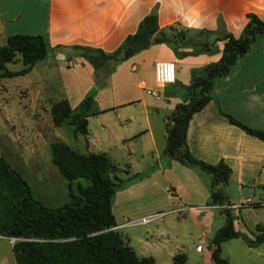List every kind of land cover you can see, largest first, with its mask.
I'll return each mask as SVG.
<instances>
[{
    "label": "crops",
    "instance_id": "crops-1",
    "mask_svg": "<svg viewBox=\"0 0 264 264\" xmlns=\"http://www.w3.org/2000/svg\"><path fill=\"white\" fill-rule=\"evenodd\" d=\"M155 7L160 31L170 34L169 27L178 25L187 32H214L220 17L225 24V32L239 38L247 23V14H255L264 21V0H0V31L7 38L16 34L43 37L48 48L45 59L51 56L65 64L66 96L63 99L69 102L70 107L72 98L84 100L90 97L91 107L95 103L100 104V101H109L119 77L123 75L129 77L128 84L134 85L135 82V86L145 92L147 89L153 90L155 64L173 62L176 65L175 83L160 90L158 98L152 100L153 96L145 95L136 102L107 104L94 110L90 108L86 114L87 135H82L85 137L86 152L82 154L103 153L113 160V157L101 150L104 141L112 144L108 140L102 141L101 133L107 128L114 142L127 148L128 157L133 155V140L148 138L147 144L156 153L154 167L157 168H152L144 178L133 180L118 190L111 204V212L117 204L124 205L130 197L136 195L134 188L139 181L145 182L159 173L168 177V183L173 189L167 192L172 196L171 200L183 205L182 209L187 210L194 224L204 231L202 239H199L200 244H209L211 239L205 238L211 234L216 218L221 217L218 210L210 206L211 178L198 168L183 165L165 152L161 155L156 151L151 117L158 116L156 109L172 114L175 107L186 100L192 75L199 74L201 69L220 59L223 42H217L212 52L178 59H172L169 46L151 45L127 61L105 63L98 72L72 49L74 46H84L106 53L115 51L126 37L137 31L139 23ZM187 51L192 52L190 48ZM212 96V100L194 114L188 123L185 137L188 151L195 159L207 164L215 165L219 161L227 164L231 169L229 182L236 186L238 192L264 195L261 189L264 185V142L246 134L220 114L264 133V39H257L231 73L216 81ZM135 103L142 104L143 118L138 128L128 132L131 123L125 124L126 116L122 117L120 112L124 106ZM151 107L152 112L149 111ZM110 113L115 114L111 124L104 119ZM129 119L136 121L132 116ZM92 120L102 122L100 130L94 133L90 130ZM161 133L166 139V130ZM94 149L102 152H94ZM163 156L168 160L163 159ZM131 173L132 177L141 174ZM256 203L259 204L248 197L239 202L241 205ZM260 203H264V199ZM160 214L157 212L150 219ZM9 244L12 249L14 241L10 240ZM175 251L178 252L169 254L171 262L175 255L183 254L187 264L189 259L184 248L176 246ZM196 252H203V255L200 263L195 264H213L208 248L203 250L198 245Z\"/></svg>",
    "mask_w": 264,
    "mask_h": 264
},
{
    "label": "trees",
    "instance_id": "trees-1",
    "mask_svg": "<svg viewBox=\"0 0 264 264\" xmlns=\"http://www.w3.org/2000/svg\"><path fill=\"white\" fill-rule=\"evenodd\" d=\"M247 23L239 38L225 32V24L219 17L217 30H202L198 33L216 36L212 44L189 41L186 48L192 52L180 56L212 52L217 42H223L220 59L193 74L187 88V98L178 104L166 123L165 154L181 164L195 167L211 178V203L221 216L224 224L211 239L208 249L213 264H230L221 257V244L240 238L249 248L264 244V227L256 226L254 239H249L234 230L226 188L231 169L223 161L215 165L195 159L186 145V131L192 116L201 111L213 98L217 80L227 77L239 59L249 53L257 39H264V21L255 14L246 15ZM171 35L160 31L157 24V8H153L139 23L137 31L125 38L113 52L74 46L76 55L89 63L98 72L105 63L118 64L147 50L151 45H175ZM48 48L42 36L13 35L0 47V71L2 78L29 74L36 64L43 61ZM23 68L16 72L6 69L7 64L16 62L17 56ZM92 99L86 97L80 112L74 114L66 99L56 101L50 108L55 127L64 122L73 127L75 135H87L86 114ZM232 125L246 134L264 142V133L252 130L235 119L220 112ZM51 162L61 176L69 182L70 201L53 209L34 200L31 189L21 175L12 168L5 158L0 157V238L13 239L12 252L15 264H157L152 257H138L115 231L116 222L111 204L125 181L115 175L117 170L112 161L103 153L82 154L63 142L50 145ZM86 181L87 185L76 184V193L71 183ZM264 190V185L261 187ZM264 207V203L253 204ZM173 264H186L183 254L175 255Z\"/></svg>",
    "mask_w": 264,
    "mask_h": 264
},
{
    "label": "rangeland",
    "instance_id": "rangeland-1",
    "mask_svg": "<svg viewBox=\"0 0 264 264\" xmlns=\"http://www.w3.org/2000/svg\"><path fill=\"white\" fill-rule=\"evenodd\" d=\"M1 34L0 31V47L5 45L7 39ZM172 35L175 37V45L170 47L173 54L172 59H178L181 55L190 53L186 48L189 41L212 44L216 38L214 34L200 35L198 32H187L179 25L173 26ZM64 65L48 56L47 59L36 64L33 70L25 76L2 78V71H0V157L5 158L25 180L34 200L53 209L70 201V190L69 182L61 176L51 162L50 145L59 141L80 153L86 152L85 137L80 134L75 135L69 122L66 121L61 126L55 127L51 120V106L66 96L65 78L67 74L63 68ZM22 68L19 55L16 62L6 65V69L11 72ZM134 75L136 74H132ZM128 81L127 75L119 77L109 101L95 103L91 107L92 110L107 104L136 102L142 96L147 95L145 91L135 86L134 81V85L128 84ZM152 98L154 100V97ZM82 102L83 99L72 98L70 100L74 114L80 112ZM156 110L158 116L151 117V124L155 131L156 151L162 155L167 144L161 132L166 130L167 120L172 114L166 110ZM142 111V104L138 103L122 108L120 115L126 116L125 124L131 123L127 128L128 132L140 126L143 118ZM149 111H153L152 107ZM129 116L136 121H130ZM104 119L112 123L115 120V114H107ZM101 124L100 120H92L90 122L92 133L100 130ZM101 134L102 141L112 142L110 145L104 141L105 144L102 143L101 150L113 157L112 162L117 168L115 175L125 181L124 186L133 180L144 178L149 174L148 171L151 172L152 168H157L154 167L156 153L147 144L148 138L133 140V155L128 157L127 148L114 142L109 128ZM94 152L102 151L94 149ZM163 159L168 160L165 156ZM127 171L130 173L127 174ZM131 172H141V174L132 177ZM131 177L132 179H129ZM165 177L158 173L145 182L139 181L134 188L136 195L130 197L124 205L121 203L118 206L117 204L116 208L112 209L118 226L114 230L138 257H152L157 264H172L169 254L178 252L175 251V247L178 246L183 247L187 252L189 259L187 264L200 263L203 252H196V246L201 245L203 250L209 246V244L199 242L204 231L202 232V229L194 224L187 210L182 209L183 205L171 200L172 196L167 192L173 189L168 183V177ZM77 183L87 185L84 180L72 182L71 190L74 193H76ZM235 187L229 182L226 188L234 230L249 239H254L255 227L258 225L264 227V207H254L253 204L241 205L239 202L244 197H248L252 202L260 204L264 195H245L238 192ZM157 212L161 213L160 216L149 219L146 224L137 223L142 218H151ZM223 224L224 216L217 217L211 234L205 239H212ZM9 243V239L0 238V264H15ZM220 248L221 257L230 264H264V244L257 248H249L240 238H236L225 241Z\"/></svg>",
    "mask_w": 264,
    "mask_h": 264
},
{
    "label": "built area",
    "instance_id": "built-area-1",
    "mask_svg": "<svg viewBox=\"0 0 264 264\" xmlns=\"http://www.w3.org/2000/svg\"><path fill=\"white\" fill-rule=\"evenodd\" d=\"M177 68L173 62H158L154 66L155 89H147L146 94L159 97V91L172 85L176 81ZM150 218H142L137 223L144 225ZM13 240V239H11ZM14 241V240H13Z\"/></svg>",
    "mask_w": 264,
    "mask_h": 264
}]
</instances>
